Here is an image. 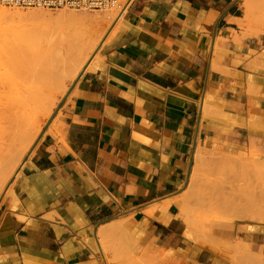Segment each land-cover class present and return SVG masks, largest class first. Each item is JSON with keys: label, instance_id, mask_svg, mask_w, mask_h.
Instances as JSON below:
<instances>
[{"label": "crops", "instance_id": "crops-1", "mask_svg": "<svg viewBox=\"0 0 264 264\" xmlns=\"http://www.w3.org/2000/svg\"><path fill=\"white\" fill-rule=\"evenodd\" d=\"M254 1L131 0L0 201V264H232L241 243L264 261V224L211 220L215 244L181 201L200 150L264 156Z\"/></svg>", "mask_w": 264, "mask_h": 264}, {"label": "rangeland", "instance_id": "rangeland-1", "mask_svg": "<svg viewBox=\"0 0 264 264\" xmlns=\"http://www.w3.org/2000/svg\"><path fill=\"white\" fill-rule=\"evenodd\" d=\"M0 7L2 8L3 5L0 4ZM249 8L250 5L248 2V5L246 6V15L249 12ZM251 8L253 9L256 15L257 23L262 24L264 26V0H255L254 2H252ZM4 9L14 10L16 8L5 6ZM19 9L21 11H28L32 8H18V10ZM44 10L51 13H56L60 10H69L73 12L80 11L88 14H97L101 13L104 8L93 10H75L64 7L63 9L60 8ZM120 12L122 11L118 10L114 14L106 17L105 20L99 25V28H95L94 26L87 24L85 25L84 30V26L71 24L69 25L67 23L68 25L64 24V26L59 30L54 29L49 32L44 31L48 34H45L36 29V36L34 35L35 31L33 28V31L31 29H28L31 28L29 24L23 26V28L17 27L11 30L12 34L14 33V35H20V37L24 38V40H21L20 43H24V45H27V43L31 44L30 48L32 49V51L29 52L33 53V51L43 52L45 49L50 47V45L54 46L55 43L56 45L61 44V41L63 44L64 40L66 39L65 36H67V34L69 33L75 32V29L78 27V30L76 31H79L80 29L81 32H79L81 33V41L87 43L90 46V51L86 58L83 60V62L80 64L76 75L72 79H69L68 75L67 77L66 75H64V91L62 93L60 92V90L58 92L54 91L53 89L50 91L52 99L58 97L54 105L55 107H52L47 117H43V115L45 114L44 111L43 115L41 113L37 123L42 122L39 123L42 126L36 133L34 132V129L31 130V132L33 133L31 135H33L34 138L32 139L27 149H25L23 153L20 152L18 154H15L14 160L11 164L13 168L8 174L4 184L0 187V201L5 195L10 192V190H12L14 185V177L21 162L27 156L31 147L41 135L44 128L48 125V119L53 116L51 119L53 120L52 124L54 125L55 122H57L58 117L60 115L59 109L60 105L62 104V101L66 98L68 91L72 87L74 81L77 79L79 73L82 71L85 64L94 54L97 47L100 45L102 40L112 28L113 24L118 20ZM60 30L61 32H59ZM38 32L43 33L42 35L45 34L46 36H38L41 35ZM53 35L55 38H53ZM60 35L61 37H63V39H61ZM30 36L33 37L32 40ZM39 38L40 40L44 38L41 40L42 44L44 45H41ZM35 39H38L39 41ZM51 39H56V41H51ZM43 40L47 43H43ZM33 41H38V43L35 42L37 43V46ZM53 46H51L50 48H52ZM34 128L37 127L35 126ZM197 158L198 159L191 175L188 190L181 198L182 212L184 214V218L188 222V225L192 228L190 229L192 234H195L197 232L201 234V238H203L204 240L206 239L208 241H211L212 243L217 244L216 242L210 240L208 237H204V235L206 236V233L208 232L207 225L211 220H247L264 224L263 155L254 152L253 150L247 152H239L237 154H231L225 151L202 149L198 152ZM215 244L212 245L216 246ZM218 247L221 249V246H219V244ZM226 250L227 251L225 252V254L228 259L232 261V264H264V261L261 258L252 255L248 251V248L244 243L229 247ZM104 251L107 252L109 251V249L105 248ZM114 253L115 254L113 256H109L107 258L108 262H112L113 264H133L131 259L123 262V257L116 254L118 252L115 248Z\"/></svg>", "mask_w": 264, "mask_h": 264}, {"label": "bare ground", "instance_id": "bare-ground-1", "mask_svg": "<svg viewBox=\"0 0 264 264\" xmlns=\"http://www.w3.org/2000/svg\"><path fill=\"white\" fill-rule=\"evenodd\" d=\"M3 7H0V187L13 168L11 164L15 154L23 153L34 138L31 130L34 129L36 133L42 126L39 124L42 122L37 123L41 113L43 115L44 111L43 117H47L55 105L58 97L52 99L50 91L60 90L62 93L65 89L64 75L72 79L90 51V46L81 41V31H76L78 27H73L76 28L75 32L65 36L63 44L62 41L59 45L54 42V46L50 45L52 48L48 47L43 51L41 47L43 52L33 53L29 52L32 51L31 44L20 43L24 38L12 34L11 30L29 24L31 28L28 29L33 28L34 35L36 29L46 34L54 29L59 30L67 23L84 26V30L87 24L99 28L106 17L118 11L116 8H104L101 13L96 12L97 14L69 10L51 13L45 11L46 8L21 11L18 8L10 10ZM43 33L38 36L44 37ZM41 40V45H44ZM44 42L47 43L43 40Z\"/></svg>", "mask_w": 264, "mask_h": 264}, {"label": "built area", "instance_id": "built-area-1", "mask_svg": "<svg viewBox=\"0 0 264 264\" xmlns=\"http://www.w3.org/2000/svg\"><path fill=\"white\" fill-rule=\"evenodd\" d=\"M131 0H0V4L11 8H71L75 10H93L116 8L124 10Z\"/></svg>", "mask_w": 264, "mask_h": 264}, {"label": "water", "instance_id": "water-1", "mask_svg": "<svg viewBox=\"0 0 264 264\" xmlns=\"http://www.w3.org/2000/svg\"><path fill=\"white\" fill-rule=\"evenodd\" d=\"M52 117H53V116H51V117L48 119L47 124L51 121ZM42 132H43V131H42Z\"/></svg>", "mask_w": 264, "mask_h": 264}]
</instances>
